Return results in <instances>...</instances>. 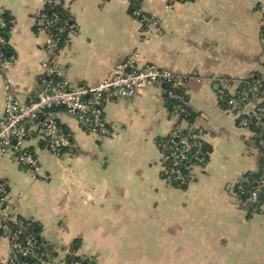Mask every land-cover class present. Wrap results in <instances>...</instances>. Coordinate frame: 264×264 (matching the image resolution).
Returning <instances> with one entry per match:
<instances>
[{
  "label": "crops",
  "instance_id": "obj_1",
  "mask_svg": "<svg viewBox=\"0 0 264 264\" xmlns=\"http://www.w3.org/2000/svg\"><path fill=\"white\" fill-rule=\"evenodd\" d=\"M63 1L76 27L55 57L64 79L95 85L134 53L138 67L185 77L191 126L210 148L208 160L193 168L185 188L163 178L157 142L179 121L165 107L164 87L151 84L132 97H107V137L56 110L71 147L53 155L33 132L26 147L38 160L37 172L13 155L0 156L7 206L35 223L45 244L62 250L76 244L77 256L93 264H264V203L250 213L234 192L246 173L257 171L259 153L252 132L219 105L217 81L264 75V0ZM44 4L0 0V11L12 18L0 118L6 90L22 103L40 90L46 35L34 27ZM133 10L154 17L156 30L148 32ZM9 246L0 236V261Z\"/></svg>",
  "mask_w": 264,
  "mask_h": 264
},
{
  "label": "built area",
  "instance_id": "obj_2",
  "mask_svg": "<svg viewBox=\"0 0 264 264\" xmlns=\"http://www.w3.org/2000/svg\"><path fill=\"white\" fill-rule=\"evenodd\" d=\"M167 1L170 4L179 0ZM54 3H59V0H54ZM132 15L148 32L158 27V21L154 17L137 10H134ZM50 25L51 23L44 16L37 15L36 32L45 33L44 51L47 54L39 77L40 90L26 103L20 102L11 91L6 90L3 113L0 118V156L13 155L17 163L25 169L33 172L39 170L37 158L26 147L27 138L35 131L39 134L45 148L53 155L60 156L71 147L69 135L57 120L56 109H64L68 115L80 123L85 131L107 137L111 135V130L105 122L103 108L110 95L116 93L120 97H132L151 84L163 86L164 89L166 87L184 88L185 77L155 65L138 67L137 53L115 65L112 74L103 81L95 85L72 86L64 79L63 71L55 61L61 49L57 47V40L50 35ZM3 26L4 24L0 21V27ZM75 30L73 23L69 27L68 40ZM5 44V39L0 36V72L7 69L12 60L1 50ZM242 80L232 81L225 78L217 80L221 86L220 93L229 96L226 103L227 110L234 113L239 127L248 128L247 118L250 117L262 119L264 124V89L258 83H254L248 85L245 90H240L239 85ZM232 85H235V88L229 92L228 87ZM167 95L170 99L182 100L186 105L183 96H179L176 92L169 90ZM248 105H253L251 111L243 112ZM182 111L180 105L175 106L170 115L178 120ZM178 121L172 131L165 136L167 139L158 141L157 146L162 155L163 178L169 183L174 181L178 185L187 186L191 180L193 168L203 167L208 159L201 150L204 142L200 133L186 121ZM183 168L187 171L186 174L183 173ZM263 185L264 182H261L253 188L249 196L241 203L246 210L252 205H257L260 197L264 196ZM1 203H4V206L1 207ZM1 203L0 229L5 231L3 236L9 241L10 252L7 259L0 261V264H26L21 262L20 258L28 257L36 247V243L31 235L24 236L22 244L17 242V237L27 232L28 227L20 224L18 230L10 231L6 223L15 222L17 217L14 209L7 206L6 195ZM72 254L70 248L64 250L53 248L51 254L34 255V257L36 264H67V257ZM70 264H79V262L72 261Z\"/></svg>",
  "mask_w": 264,
  "mask_h": 264
},
{
  "label": "trees",
  "instance_id": "obj_3",
  "mask_svg": "<svg viewBox=\"0 0 264 264\" xmlns=\"http://www.w3.org/2000/svg\"><path fill=\"white\" fill-rule=\"evenodd\" d=\"M39 15L44 16V18L51 23L49 32H50V35L55 40H57L58 49L64 48L68 41L69 27L70 25L74 23L72 16L70 15L68 9L65 7L64 1L59 0V3L55 4L54 0H45V4L42 10L39 12ZM0 21L4 24L3 27H0V36L3 37L6 41V44L2 47L1 50L2 52L5 53V55H7L8 53H10L7 41H8V35L10 32L11 26H12V18L8 12L0 11ZM35 31H36V28H35ZM261 36L264 38V33H262ZM254 83H258L260 87L264 89V75L253 73L252 75L242 80L241 84L239 85V89L245 90L248 87V85H251ZM164 90L166 92L164 93L163 97H164L165 107L167 111L169 113H172L173 108L175 106L180 105L183 111L181 112L178 120H180L181 122L186 121L188 125H191L194 119V114L188 108L187 104L184 105L182 100L170 99L167 95V92L171 90L173 92H176L179 96H183L184 98L183 100L184 102H186V96L184 94V90L180 88L171 89L170 87H166ZM219 94H220L219 95V105L223 109H227L226 103H227V100L229 99V96H224L221 93ZM247 120H248L247 127L253 134L252 141H253L255 148L258 150L259 158H258L257 171L246 173L243 176L242 180L239 182V184H237L234 187V192L236 193L237 198L240 201V203H243V201L249 196L253 188L260 185L261 182H264V124H263L262 119H256V118L250 117V118H247ZM166 139L167 137H163V138L158 139V141H163ZM201 150L208 159L210 148L205 143H203ZM166 166L168 167V163H166ZM183 173L184 174L187 173V171L184 168H183ZM170 184L173 187H177V188L186 187V185H178L174 181L170 182ZM262 189H264V185ZM7 191L8 189H7L5 182L0 180V203L3 201L5 195L7 194ZM259 200L260 201L257 205H252L251 207L248 208V211L250 213L259 210L260 205L264 203V196L260 197ZM2 206H4V203H1V207ZM20 224L27 226L28 231L25 233L23 232L21 235H19L17 237V242L22 244L24 236L31 235L36 243V247L32 250V252L30 253L28 257L20 258L21 262H25L26 264H36L37 262H36L34 255L37 256V255H42V254H51V251L53 248L45 244L40 239V236H39L40 228L32 221L17 217L15 222L9 221L6 223V226L8 227L10 231H16L19 229ZM4 234H5L4 229H0V236H3ZM69 248L71 249L73 254L67 257V264H70L72 261L74 262L77 261L79 262V264H90L89 260L82 259L81 257L77 256L76 254L77 245L76 244H73Z\"/></svg>",
  "mask_w": 264,
  "mask_h": 264
},
{
  "label": "water",
  "instance_id": "obj_4",
  "mask_svg": "<svg viewBox=\"0 0 264 264\" xmlns=\"http://www.w3.org/2000/svg\"><path fill=\"white\" fill-rule=\"evenodd\" d=\"M89 263H90V264H93V261H90Z\"/></svg>",
  "mask_w": 264,
  "mask_h": 264
}]
</instances>
